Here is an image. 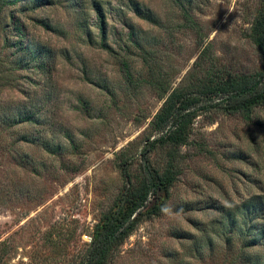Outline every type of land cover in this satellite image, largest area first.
I'll use <instances>...</instances> for the list:
<instances>
[{"label":"rangeland","instance_id":"374dc122","mask_svg":"<svg viewBox=\"0 0 264 264\" xmlns=\"http://www.w3.org/2000/svg\"><path fill=\"white\" fill-rule=\"evenodd\" d=\"M263 18L264 0H0V264H83L145 154L174 180L104 264H264V106L150 146L183 99L215 98L202 85L260 75Z\"/></svg>","mask_w":264,"mask_h":264},{"label":"trees","instance_id":"16d2710c","mask_svg":"<svg viewBox=\"0 0 264 264\" xmlns=\"http://www.w3.org/2000/svg\"><path fill=\"white\" fill-rule=\"evenodd\" d=\"M255 30L258 33L264 58V18L258 22ZM202 88H208L205 92L215 98L205 104L199 103L197 97L183 99L181 109L167 121L169 127L167 132L151 143L152 148L158 143L177 142L175 134L178 128L186 125L199 110L215 108L249 115L256 107L264 106V67L257 78L232 80L209 86L202 85ZM144 174V185L137 194L127 201V205H121L95 234L90 252L83 264H104L113 247L134 230L137 213L147 207L149 195H156L162 188L168 189L174 180V174L170 168L162 174L151 170L147 154H145ZM255 210L257 213L260 209L257 207Z\"/></svg>","mask_w":264,"mask_h":264}]
</instances>
